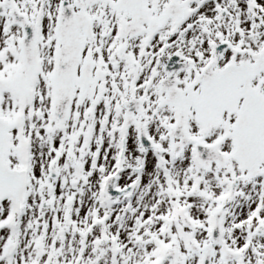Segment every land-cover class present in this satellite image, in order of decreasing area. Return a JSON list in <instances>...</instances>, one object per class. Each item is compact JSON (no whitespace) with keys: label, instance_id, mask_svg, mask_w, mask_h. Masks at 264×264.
<instances>
[{"label":"snow or ice","instance_id":"snow-or-ice-1","mask_svg":"<svg viewBox=\"0 0 264 264\" xmlns=\"http://www.w3.org/2000/svg\"><path fill=\"white\" fill-rule=\"evenodd\" d=\"M0 264H264V0H0Z\"/></svg>","mask_w":264,"mask_h":264}]
</instances>
